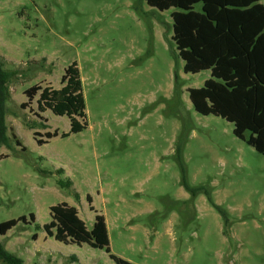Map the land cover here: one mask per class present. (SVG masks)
<instances>
[{"label": "rangeland", "instance_id": "obj_1", "mask_svg": "<svg viewBox=\"0 0 264 264\" xmlns=\"http://www.w3.org/2000/svg\"><path fill=\"white\" fill-rule=\"evenodd\" d=\"M173 11L145 0H0V63L12 73L0 223L27 219L0 243L24 264H115L104 249L46 235L50 208L61 203L75 207L89 231L103 216L110 253L131 264H264V156L236 138L231 123L194 111L187 90L201 88L210 72H183ZM74 62L87 127L62 138L66 116L40 112L39 94L21 104L34 85L60 89ZM54 131L59 136L36 144L35 132L46 140Z\"/></svg>", "mask_w": 264, "mask_h": 264}, {"label": "trees", "instance_id": "obj_2", "mask_svg": "<svg viewBox=\"0 0 264 264\" xmlns=\"http://www.w3.org/2000/svg\"><path fill=\"white\" fill-rule=\"evenodd\" d=\"M263 0H145L146 4L160 12L175 9L171 13L173 36L177 56L183 61L185 74L210 72V79L201 88L188 89L189 100L196 113L213 115L233 125V135L264 156V4ZM200 4L201 10L194 6ZM12 73L4 71L0 63V144L8 146L4 125L3 101L6 84ZM58 90L34 85L25 90L28 108L39 94L40 112L50 110L56 116H66L70 122L68 134H77L87 127L82 81L77 64L69 65L61 76ZM82 120L83 122H80ZM36 144L48 143L59 136L58 132H46L41 139L38 132ZM40 137V138H38ZM20 146V142L16 141ZM181 146L176 149L181 164ZM58 186L68 189L71 182L58 180ZM184 188L195 196L183 180ZM29 220L35 223L34 214ZM50 223L43 226L47 236L69 245L87 244L93 249H104L115 264H131L110 253L105 219L96 215L89 231L75 207L66 203L50 208ZM18 223L27 224L25 216L0 223V235L5 236ZM33 239H36L34 234ZM0 262L24 264L6 251L0 243Z\"/></svg>", "mask_w": 264, "mask_h": 264}]
</instances>
